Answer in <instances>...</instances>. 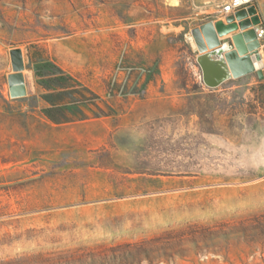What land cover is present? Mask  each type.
<instances>
[{
  "label": "rangeland",
  "instance_id": "1",
  "mask_svg": "<svg viewBox=\"0 0 264 264\" xmlns=\"http://www.w3.org/2000/svg\"><path fill=\"white\" fill-rule=\"evenodd\" d=\"M225 2L0 0V264H264V71L195 61Z\"/></svg>",
  "mask_w": 264,
  "mask_h": 264
},
{
  "label": "water",
  "instance_id": "2",
  "mask_svg": "<svg viewBox=\"0 0 264 264\" xmlns=\"http://www.w3.org/2000/svg\"><path fill=\"white\" fill-rule=\"evenodd\" d=\"M256 11V7L252 6L248 12L242 10L236 14V17H229L227 24L223 21H217L192 31V38L199 52L198 62L202 69L205 84V79H207L209 83L218 87L227 79L254 72L253 61L246 54L248 51L259 47V43L255 40L254 31L248 30L260 23ZM249 15L251 19H248ZM235 20L239 21V24ZM239 29L245 32L233 36L235 50L227 51L226 45L222 46L220 38ZM232 54H237L238 57L232 58ZM11 59L14 71V74L9 78L12 95L14 97L22 96L25 94L23 76L25 65L22 51L20 49L12 50Z\"/></svg>",
  "mask_w": 264,
  "mask_h": 264
},
{
  "label": "built area",
  "instance_id": "3",
  "mask_svg": "<svg viewBox=\"0 0 264 264\" xmlns=\"http://www.w3.org/2000/svg\"><path fill=\"white\" fill-rule=\"evenodd\" d=\"M263 4H264V0H226L220 12L221 14L220 20H222L225 24H227L228 18L231 16L236 17V14L239 11L244 10L248 12L252 6L256 7L257 10L256 15L259 17L260 23L258 25L251 27L248 30L254 31L256 37L255 40L259 43V47L255 50L248 51L246 54L252 59L255 72L264 71V18L261 11V5ZM248 19H251L250 15L248 16ZM235 22L239 24V21L235 20ZM243 32L245 31L239 29L238 31L225 36L230 38L227 39L225 37L220 38L222 46L226 45L227 51L235 50L233 36L237 34H243ZM246 45H248V42H246ZM258 55H260V58H258ZM198 56L195 58L196 59L195 61H196V65L199 67V69L201 70L200 72L202 74V69L198 62ZM257 63H259L260 65L259 67H257L256 65ZM201 76H202L201 81L204 83L203 74Z\"/></svg>",
  "mask_w": 264,
  "mask_h": 264
},
{
  "label": "trees",
  "instance_id": "4",
  "mask_svg": "<svg viewBox=\"0 0 264 264\" xmlns=\"http://www.w3.org/2000/svg\"><path fill=\"white\" fill-rule=\"evenodd\" d=\"M234 57H238L237 56V54H232V58H234ZM239 77H241V76H238L237 78H239ZM205 82H206V84L209 86V87H211V88H215V87H217V86H214V85H212L211 83H209L208 81H207V79H205ZM60 110V108H58V107H51V108H47V109H45L44 110V112L46 113V115L49 117V118H52L53 119V113H55V112H57V111H59Z\"/></svg>",
  "mask_w": 264,
  "mask_h": 264
},
{
  "label": "crops",
  "instance_id": "5",
  "mask_svg": "<svg viewBox=\"0 0 264 264\" xmlns=\"http://www.w3.org/2000/svg\"><path fill=\"white\" fill-rule=\"evenodd\" d=\"M194 54H195V58L199 55V53H198L197 50H194ZM214 58H216V57H214ZM251 73H252V72H251ZM249 74H250V73H249ZM246 75H247V74H246ZM243 76H244V75H243ZM230 79H231V78H230ZM230 79H227L226 81H228V80H230ZM226 81H224L223 83H225ZM223 83H222V84H223ZM220 85H221V84H220ZM220 85H219V86H220ZM219 86H218V87H219ZM208 88H211V87L208 86ZM215 88H217V87H215Z\"/></svg>",
  "mask_w": 264,
  "mask_h": 264
},
{
  "label": "bare ground",
  "instance_id": "6",
  "mask_svg": "<svg viewBox=\"0 0 264 264\" xmlns=\"http://www.w3.org/2000/svg\"><path fill=\"white\" fill-rule=\"evenodd\" d=\"M258 58H260V55H258ZM257 64H259V63H257ZM257 64H256V65H257Z\"/></svg>",
  "mask_w": 264,
  "mask_h": 264
}]
</instances>
